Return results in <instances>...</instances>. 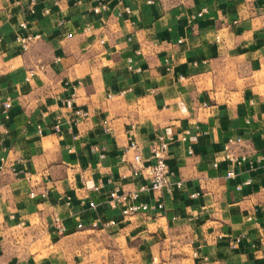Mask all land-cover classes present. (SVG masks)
<instances>
[{"label":"crops","instance_id":"0c3cea01","mask_svg":"<svg viewBox=\"0 0 264 264\" xmlns=\"http://www.w3.org/2000/svg\"><path fill=\"white\" fill-rule=\"evenodd\" d=\"M100 1L0 0V264H264V0ZM160 130L181 183L122 215Z\"/></svg>","mask_w":264,"mask_h":264},{"label":"built area","instance_id":"2783aa9c","mask_svg":"<svg viewBox=\"0 0 264 264\" xmlns=\"http://www.w3.org/2000/svg\"><path fill=\"white\" fill-rule=\"evenodd\" d=\"M103 7V3L100 0H97L96 4L92 7L94 11H98ZM197 12V14H199ZM20 27H24V21L19 23ZM38 37L37 33H21L17 32L15 34V42L17 43L20 50H26L30 42ZM101 41V40H100ZM128 67H131V59H127ZM136 69H138L136 67ZM30 74L31 70L28 71ZM73 94V93H71ZM9 98H5L2 101L3 110L9 106ZM78 116L84 115V111L76 110ZM130 131V130H129ZM181 138H184V135H181ZM171 139V134L169 131L160 130L157 131L154 137L148 143V155L146 159L142 158L140 145L137 140L129 132L127 144L124 146V151L121 156V159H124L125 153L131 151V158L129 161V169L133 176H140L141 180L137 183L134 188L123 189L118 186H112L106 195L105 202L109 207H118L122 215L132 214L138 211H147L154 208V206H160L161 202L158 201L154 205L148 204L145 201L140 199L142 193L148 191H165L169 192L172 187H178L181 183L180 179L170 180L171 169L166 161V152L169 140ZM241 137H228L223 143V151L221 157L227 160L231 164V168L225 171L226 176L233 174V166L238 165L241 160L244 158L242 154H235L231 151L230 147L233 144H239L241 142ZM213 165H216V161H213ZM93 189L99 187L98 184L91 185ZM29 196H33L34 192L29 191ZM40 195H44L45 191L42 190L39 192ZM69 202V196H66V203ZM90 207H94L92 201L88 202ZM52 223L55 225L57 231L61 232L65 230V227L60 223L59 217L53 215L51 218ZM94 225V223H93ZM76 227H80L81 223L77 222ZM264 239V237H263Z\"/></svg>","mask_w":264,"mask_h":264}]
</instances>
